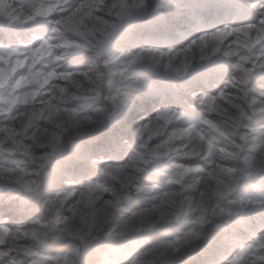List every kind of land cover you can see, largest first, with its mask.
Returning a JSON list of instances; mask_svg holds the SVG:
<instances>
[{
  "label": "clouds",
  "instance_id": "1",
  "mask_svg": "<svg viewBox=\"0 0 264 264\" xmlns=\"http://www.w3.org/2000/svg\"><path fill=\"white\" fill-rule=\"evenodd\" d=\"M0 264H264V0H0Z\"/></svg>",
  "mask_w": 264,
  "mask_h": 264
}]
</instances>
